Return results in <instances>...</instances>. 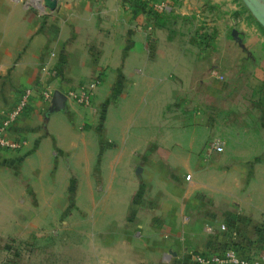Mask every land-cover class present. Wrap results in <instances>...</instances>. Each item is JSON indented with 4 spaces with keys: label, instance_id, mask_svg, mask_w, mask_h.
I'll use <instances>...</instances> for the list:
<instances>
[{
    "label": "crops",
    "instance_id": "crops-1",
    "mask_svg": "<svg viewBox=\"0 0 264 264\" xmlns=\"http://www.w3.org/2000/svg\"><path fill=\"white\" fill-rule=\"evenodd\" d=\"M150 2L0 0V119L30 88L0 148V264H183L226 233L264 252L263 26L239 0ZM92 79L45 115L42 90Z\"/></svg>",
    "mask_w": 264,
    "mask_h": 264
},
{
    "label": "built area",
    "instance_id": "built-area-1",
    "mask_svg": "<svg viewBox=\"0 0 264 264\" xmlns=\"http://www.w3.org/2000/svg\"><path fill=\"white\" fill-rule=\"evenodd\" d=\"M98 84L97 79H92L87 83L80 84L75 88L67 90L64 94L66 98L72 100L81 106H87L90 103L92 90ZM30 93V88L23 89L17 101L6 111L0 119V148L16 149L19 148L24 139L21 136H9L6 129L11 122L15 120L18 114L22 111L27 97ZM42 97L46 100L50 99L51 90L45 88L41 92ZM212 149L219 151L221 146L215 142L212 144ZM189 174H184V178H188ZM220 229H224L222 223L219 224ZM225 235V233H224ZM227 243L218 250L204 253L191 254L183 264H264V252H256L250 248L243 249L228 241L231 236L226 233L224 236Z\"/></svg>",
    "mask_w": 264,
    "mask_h": 264
},
{
    "label": "water",
    "instance_id": "water-1",
    "mask_svg": "<svg viewBox=\"0 0 264 264\" xmlns=\"http://www.w3.org/2000/svg\"><path fill=\"white\" fill-rule=\"evenodd\" d=\"M247 9L253 15L255 20L264 27V1L263 0H242ZM48 7L53 8L55 0H49ZM65 94L58 89H53L49 99V104L45 109V115L48 113L61 110L65 104Z\"/></svg>",
    "mask_w": 264,
    "mask_h": 264
},
{
    "label": "rangeland",
    "instance_id": "rangeland-1",
    "mask_svg": "<svg viewBox=\"0 0 264 264\" xmlns=\"http://www.w3.org/2000/svg\"><path fill=\"white\" fill-rule=\"evenodd\" d=\"M27 8L33 10V11H43V8L45 6L48 5V1L46 0V2L44 3L45 0H20ZM155 1V0H152ZM239 2L241 3V7L239 12H245L248 14L249 18H253V20H255V18L253 17V15L250 13V11L247 9V7L245 6V4L243 3L242 0H239ZM151 3V2H150ZM212 12H219V9H216L215 7H213L211 9ZM264 29V27H262ZM204 29V25H202L200 22L197 24L196 30L199 32V30H203ZM105 183V182H104ZM118 189L120 188V185L116 184Z\"/></svg>",
    "mask_w": 264,
    "mask_h": 264
},
{
    "label": "trees",
    "instance_id": "trees-1",
    "mask_svg": "<svg viewBox=\"0 0 264 264\" xmlns=\"http://www.w3.org/2000/svg\"><path fill=\"white\" fill-rule=\"evenodd\" d=\"M152 1V0H151ZM149 2V3H148ZM144 4V6H147L150 12L155 13V10L152 7V2L150 3V0H133V6L137 5V7H141ZM133 11H136L135 8H133Z\"/></svg>",
    "mask_w": 264,
    "mask_h": 264
}]
</instances>
